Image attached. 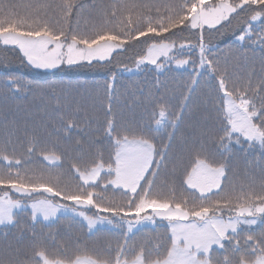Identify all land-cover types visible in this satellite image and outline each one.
I'll return each instance as SVG.
<instances>
[{
	"label": "snow or ice",
	"instance_id": "snow-or-ice-1",
	"mask_svg": "<svg viewBox=\"0 0 264 264\" xmlns=\"http://www.w3.org/2000/svg\"><path fill=\"white\" fill-rule=\"evenodd\" d=\"M81 8L77 0H40L27 6L28 10L21 15L11 5L0 4V42L18 47L28 65L53 69L63 64L111 63L117 50H127L132 42L139 43L143 37L153 43L144 55L136 57L135 65L140 68L150 63L159 71L164 67L158 62L160 57L171 59L169 52L175 47L174 42H167L168 37L176 31L198 30L201 33L198 44L180 45L181 49L187 46L192 51L199 48L198 65L196 60L189 59L176 60V64L193 65L192 71L196 73L193 84L198 83L199 77L205 73L216 81L221 101L218 111L223 113V135L218 137L223 149L221 156L229 152L233 143L241 146L258 143L264 150V77L255 84L251 76L246 80L233 79L228 69H222L219 61L211 57V49L203 41L206 27L217 29V26L231 25L236 20L237 41H252L264 50V0H181L179 3L164 0L158 4L113 0L112 3L93 5L98 11L99 23L93 22L79 31V21L76 29L71 27V21L80 16ZM256 22L260 24L259 34L254 28ZM2 83L9 91L21 90L20 77L9 75ZM26 87L44 86L29 82ZM105 88L112 90L114 83H107ZM189 99L190 96L184 97L181 110L176 113H169L166 103L160 102L145 127H132L118 124L115 119H106L103 132L110 145L107 156L97 151L83 168L72 164V184L62 185L58 177L43 174L26 173L22 176L19 171L13 173L11 167L19 166L21 160H14L6 154V147L0 149V160L8 162L6 169H0V187L10 188L21 197L14 200L7 192L0 196V225L17 223L14 210L27 211L29 208L23 200L32 199L37 193H48L70 203L57 205L51 199L35 200L30 205L34 222L39 219L38 213L44 221H49L59 209L70 208L87 221L90 230L98 223L112 224L119 218L121 225L127 221L131 231L133 222L129 216L137 218V224L159 217L168 221L171 234L167 245L158 244L153 249L141 247L131 261L121 259L129 251L131 237L128 234L115 249H109L116 253L115 257L75 255V258L49 259L46 249L37 244L30 258L37 264H213L214 260L216 264H264V232L258 237H243L242 242L237 238L242 231L241 225L251 228L258 219L264 224V175L258 186L252 180L233 183L229 179L230 157L215 159L206 155L203 145L197 147L195 140L186 148L187 160L169 157L175 129L183 119V109ZM106 111H112L111 104ZM63 127L71 131L77 124L69 119ZM169 127L172 131L168 133V143L158 145L156 137L150 133ZM37 143L35 138L34 142L30 141L26 148L29 155L35 152ZM77 146L80 147L79 142ZM62 156L63 153H53L43 158L60 166ZM166 162L172 163L173 177L180 172V184L187 195H177L174 180L162 182V187L168 191H154L161 170L167 168ZM110 188L121 191L126 199L120 202L109 197ZM83 206L107 213L112 219L87 217L84 212L77 211V207ZM149 209L151 214H148ZM226 212L227 219L224 217ZM32 239L36 241L35 233ZM216 250H224L227 254L217 260L213 255Z\"/></svg>",
	"mask_w": 264,
	"mask_h": 264
},
{
	"label": "trees",
	"instance_id": "trees-1",
	"mask_svg": "<svg viewBox=\"0 0 264 264\" xmlns=\"http://www.w3.org/2000/svg\"><path fill=\"white\" fill-rule=\"evenodd\" d=\"M40 0H0V4L11 5L12 9L23 15L27 6L34 5ZM82 5L80 16L74 17L71 27L79 31L86 25L99 23V14L93 5L112 3L113 0H77ZM127 3H161L164 0H124ZM179 3L181 0H169ZM255 31H261L259 22L254 24ZM166 36L168 34H165ZM239 35L236 20L231 25L217 26V29H207L203 32V41L211 49V57L219 61L220 67L227 68L233 79L246 80L251 76L253 83H258L264 77V50L258 43L252 41L238 42ZM200 31H176L167 41L177 44H198ZM255 40V37H253ZM158 42V41H157ZM152 40L140 38V42H132L127 50L116 52L111 63L99 62L80 66L60 65L52 71L39 70L27 64L18 47L5 46L0 42V149L7 148V153L14 160H21L19 166L13 165V173L19 171L21 175L41 174L58 177L61 184L74 183L70 166L77 164L81 168L89 162L97 151L107 156L110 148L103 129L106 119H115L118 124H128L132 127H145L150 122L154 108L158 110L159 103H166L169 113L181 110L180 105L184 97L190 96L183 109V119L175 129V137L169 157L187 160L186 148L195 140L197 147L203 145L205 154L215 159L230 157L231 171L229 179L233 183H248L249 180L258 186L261 176L264 175V155L259 144L241 145L232 144L229 152H223L218 143L221 131L220 97L216 91V81L208 73L199 77L198 83L192 80L196 73L190 64L184 69H177L168 63L157 71L156 68L145 66L135 73H123L125 69L135 65V59L144 55ZM185 53L190 60L199 63V48L194 51L187 46ZM113 74L115 80L113 82ZM21 78L22 86L19 92L9 91L3 86L2 80L6 76ZM31 82L44 87L28 88ZM114 83L112 90L105 85ZM111 104L112 111L106 110ZM171 118V117H170ZM69 119L76 122L77 127L66 130L63 124ZM153 128L155 125L153 123ZM172 129L152 131L156 143H168V133ZM38 141L36 150L29 155L26 148L30 141ZM79 142L80 147L77 146ZM61 155L60 166L44 160V155ZM79 157V159H77ZM7 161L0 160V169H6ZM167 168L161 170L160 180L155 192L168 191L162 187V182L175 181L177 195L187 193L180 184V172L171 175L172 163L166 162ZM103 183V181H101ZM11 190L0 187V194ZM107 195L123 202L126 197L121 191L109 189ZM33 197H50L55 201L69 204L51 194H35ZM90 213L98 212L90 208ZM228 216L226 212L224 214ZM111 217V216H110ZM130 217V216H129ZM17 223L0 225V261L3 264H37L30 260L32 249L39 244L46 249L49 259H64L66 256L89 255L93 258L115 257L118 242H123L125 232L122 229L99 228L90 232L85 223L71 215H63L56 220L47 222L42 219L33 221L29 211H20L15 217ZM116 222L119 218L114 219ZM264 232V224L259 223L252 229L242 228L238 239L253 235L258 237ZM35 233L36 241L32 236ZM169 226L165 222H158L155 226H146L134 231L128 241L129 251L121 258L131 261L141 247L153 249L158 244L167 245L170 236ZM226 248L228 247L226 243ZM227 253L216 250L213 255L217 260ZM153 259L156 254L153 253ZM253 258V257H252ZM213 264H216L214 260Z\"/></svg>",
	"mask_w": 264,
	"mask_h": 264
},
{
	"label": "rangeland",
	"instance_id": "rangeland-1",
	"mask_svg": "<svg viewBox=\"0 0 264 264\" xmlns=\"http://www.w3.org/2000/svg\"><path fill=\"white\" fill-rule=\"evenodd\" d=\"M173 50V49H172ZM184 53H190V51L187 49V50H185V52ZM171 51L169 52V57H171ZM160 58H162V57H160ZM164 58V57H163ZM176 60H184V59H175V60H173V65L174 66H176V67H180V68H182V67H185V66H178L177 64H176ZM136 68V66L135 67H133L132 69H135ZM43 70H50V69H43ZM8 193V195L12 198V199H14V200H16V199H21V197L19 196V194H16L15 193V191L14 190H12V191H8L7 192ZM5 194V192L4 193H2L0 196H3ZM44 199H51L52 200V202L54 203V204H57V205H61V204H63V205H67V203H63V202H59V201H55L54 199H52V198H49V197H37V198H32V199H25V200H23V203H25V204H27L28 206H29V208H28V211H30L31 212V208H30V205L35 201V200H44ZM91 206H83V207H77V211L79 212V211H82V212H84L85 213V215L87 216V217H91V218H93V219H95V218H97L98 216H104V217H107L108 219H112L111 217H109V216H106V215H102V214H92V213H90L89 211H88V208H90ZM15 212H19L20 210L19 209H16V210H14ZM148 214H151V212H148ZM61 215H72V216H74V217H76V218H78V219H80L81 221H83L86 225H87V221L83 218V217H80V216H78V215H76L75 213H73L71 210H70V208L68 209V210H65V209H59L58 211H57V215L55 216V217H52L49 221H47V222H50V221H53V220H56L59 216H61ZM38 216H39V219H42L43 220V217L42 216H40V214L38 213ZM157 218V217H156ZM156 218H155V220L154 221H141L139 224L141 225H145V224H152V223H155L156 222ZM159 218V217H158ZM225 219H227V218H225ZM114 225H115V223L113 222L112 224H108L106 221L104 222V223H102V224H100V223H98L92 230H90L89 228V231L90 232H93V231H95V230H97V229H99V228H101V227H114ZM136 226H137V224H136ZM135 226V227H136ZM252 228H254L253 226H251V228H249L247 225L245 226V229H252Z\"/></svg>",
	"mask_w": 264,
	"mask_h": 264
}]
</instances>
